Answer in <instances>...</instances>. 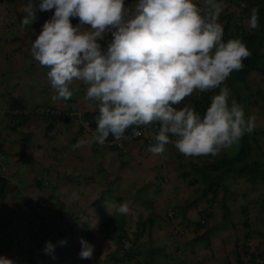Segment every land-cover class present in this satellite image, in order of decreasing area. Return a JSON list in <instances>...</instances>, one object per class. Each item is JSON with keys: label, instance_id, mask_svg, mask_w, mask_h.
<instances>
[{"label": "clouds", "instance_id": "clouds-1", "mask_svg": "<svg viewBox=\"0 0 264 264\" xmlns=\"http://www.w3.org/2000/svg\"><path fill=\"white\" fill-rule=\"evenodd\" d=\"M227 7L225 0H203L202 6L194 0H27L22 28L37 21V11H53L38 35L31 30L30 47L32 59L48 69L52 100L70 99L78 90L71 86L81 82L85 99L98 105L90 141L73 147L103 145L110 134L120 142L129 128V135L139 137L135 128L156 124V143L148 148L154 155L162 156L171 144L185 158L214 157L251 134L256 117H245L225 85L251 56L241 39L224 41L220 19ZM249 13L248 27L256 30L259 8ZM73 19L79 21L75 26ZM216 89L203 114L191 105L178 107L194 93ZM108 207L116 215L130 213L127 202ZM79 243V258L92 259L94 245L83 238ZM66 244L46 241L42 251L55 259L56 247ZM0 264L14 261L0 256Z\"/></svg>", "mask_w": 264, "mask_h": 264}, {"label": "crops", "instance_id": "crops-1", "mask_svg": "<svg viewBox=\"0 0 264 264\" xmlns=\"http://www.w3.org/2000/svg\"><path fill=\"white\" fill-rule=\"evenodd\" d=\"M198 1H200L198 6H202L203 0ZM3 2L4 0H0V7L4 9V12H0V64L2 65L0 67V79L2 78L4 80L5 78L2 76L7 72L5 67L11 64V61L8 59L11 58L12 61L18 59L23 61V57L26 58L24 53L16 51L18 48L14 51V32H23V35L17 36V39L18 43H22V46H24L25 42L28 43L32 40V37H28L29 34H25V32H29L30 30H35V33L37 31L40 32L43 23L51 18L53 11H37L38 19L33 25L23 28L20 26L17 28L13 24V18L18 14H25L22 11L27 0H19L13 10L11 7L12 0L11 3H8L7 8H5L7 3ZM33 2L39 3L37 0H33ZM128 2L131 4L134 1L128 0ZM11 15H13V18L11 22H9L7 16ZM72 22H75L76 25L79 23L78 19H73ZM28 28L30 30H27ZM26 65H23V69L20 70L21 73H19L20 77L17 79L13 77L4 82H0L2 88H4L8 82L9 85L6 90L11 95L10 100H8L10 102L3 96L0 97V183L2 190H4L5 185L7 189L3 197L0 198V207L2 208L3 206V210H1L0 213L6 212L7 203L10 202L8 205H15L17 203V209H19L17 216L19 219L25 216L28 217V214L21 212V206L30 208L35 207L38 209H35L34 212L37 210L40 211L41 209L38 207L40 203H37L38 198L41 199V201L43 199L45 204L48 203L51 206L52 202L50 199L54 196V192L52 193L50 189L57 187V191L60 195V199L57 200V202L61 204V212L66 213L67 210L70 209L67 204L69 199L65 201L64 198L68 196V192H72L69 193V195L72 194V196L68 198H72L76 200V202L71 199L72 203L70 205H74L78 209L80 208L78 215L81 220L85 215L83 210L87 211L90 209V201L86 199L93 197H95L94 200L96 199V196H93L95 189H93L92 186L96 184L97 180H101L99 184L100 186L104 184V187H106L108 191L107 195L111 194V197H115V195L121 196V202H127L129 204L130 213L126 216H117L123 217L130 226L134 222L144 219L151 211L155 216L156 224L155 229L150 231L151 239L159 241L164 235L176 234V220L172 217L170 219L171 224L168 226L163 218V212L165 206L167 207L166 212L169 210L171 211V208L177 205L176 199L178 197L180 200H186L190 197V189L184 188L183 182L179 178V171L188 168L187 163L192 160L191 157L185 158L179 154L173 146L168 147V152H165L162 156L154 155L148 151V148L154 144L144 140L146 137L147 139L153 138V132H145L143 138L137 137L130 140L122 139L121 143L124 148L122 151L114 145L107 144L114 139L106 140L103 145L89 142L87 145L74 148L73 146L81 139L90 141L91 136L95 132L96 128L93 127H96V121L99 115L98 108H95L97 102L85 99L86 86L81 82H74L71 86L73 89H78L76 91V99L71 97L68 100L61 99L53 101L51 97L54 93L46 75L48 69L43 67V69H40L39 67L41 66L38 64V67L34 69V74L30 76L27 72L31 73L30 68L32 67V63H28L30 67ZM10 72H12V70H8V73ZM19 80H22L24 84H20L18 82ZM26 86L27 90L25 89ZM23 91H25V93H23ZM78 94H80V96ZM79 98L81 99L79 100ZM249 110L251 114H253L254 109ZM84 121H86L89 126L86 131L83 130L82 126V122ZM263 125L261 120L257 119V121H255L256 129L261 128ZM144 127H148V125L140 126V128ZM121 156H129L132 163L130 167H134L132 170L128 166L132 173L129 174L130 171H128L125 180H117L116 178L118 177L115 176V173L112 171L115 168L120 170L123 166L124 161L121 160ZM92 157H96V160ZM204 158L208 159L209 157L207 156ZM64 163H66L67 166H65V170L61 172L58 170V167ZM18 169H21L20 173H18ZM137 169L140 170V173ZM16 173L18 174V176L15 177L17 181L13 179ZM57 179H59L58 182ZM142 180L144 181L142 182ZM41 181H43L41 187H33V182L39 185ZM171 185H173V187H171ZM232 186L231 184V187ZM132 188L135 189L132 190ZM170 189H173L174 195L166 194ZM13 191L15 192L14 195H12ZM192 191L193 188H191V192ZM23 195L25 197H23ZM249 196L253 198L256 195L253 194ZM223 198L222 192L218 191L213 203L217 212L215 213L216 217L220 216L222 213L220 205L223 202ZM241 199L244 203H247V199L244 197ZM132 201L135 202L136 205L133 206ZM237 202H239V204L243 203L241 201ZM252 202L256 203H252L251 207L256 208L258 200ZM3 203L6 204L3 205ZM28 204L31 206H28ZM146 204H148L149 207H146ZM181 204L182 203H179V206ZM55 206L58 207L57 205ZM229 207H232L230 212L233 213L230 217L238 222L240 216L237 212V208L239 207L238 204H229ZM174 209L177 214L180 213L179 210L176 208ZM95 210H97V212ZM192 212L193 209L190 208L187 211L188 215ZM247 214L251 218H249L250 227L257 229L259 232L261 230V232L264 233L262 225L257 221L259 217L256 215L254 209L249 210ZM108 215H110L109 212L106 213L104 210L101 211L99 206H95V209L91 210V216L87 217L89 220L87 226L91 229L96 228L97 230L100 221ZM113 216L115 215L113 214ZM52 217L54 216L49 218L51 221L56 218ZM72 217L76 219L77 216L72 215ZM59 221H61L60 218ZM76 222L78 223L79 221ZM50 223L51 222L48 221V225L50 226L49 231L51 232L49 240L52 242L54 239H57V241L63 239V237L57 233V228L53 227ZM80 223L79 225H81ZM17 226L19 227V225ZM63 226L67 227L66 222H64L60 228L63 229ZM76 227H78V224H76ZM67 228L69 230L68 232H70V228ZM84 229L86 232L91 231V229L87 227H84ZM166 229L169 233L165 232ZM173 229H175V231H173ZM219 230L218 234L215 233L211 235L212 245L216 243V245L219 246V252L215 253L214 250L205 248L206 257L201 253V258H199V255H196L195 258L188 259L179 246L182 245L181 242L183 241L181 235L188 234L189 227L183 225L178 227V231L181 235L177 242H173L176 249V260L178 262L182 261L185 264H199L200 260L207 262L212 257L217 256V254H225L223 246L226 251L229 252L232 243L229 238H231L232 232L228 231L223 226H221ZM35 232L36 228H30L31 235L35 234ZM197 232L200 234L202 233L201 230H197ZM261 232L260 235L262 236ZM249 236V239L253 243L258 241L259 236L255 237L253 233H250ZM22 237L19 238L21 239ZM38 238L39 237L36 238L37 241L40 240ZM93 239L102 242L92 241L89 243L94 245L92 259L76 260L77 256L74 255L73 261L65 262L67 264H104L105 260H107L106 254L111 250L109 241L102 238L98 239L96 233ZM145 239V235L140 236L138 239L140 246L145 245V243L143 244ZM28 240L30 241L29 244H27L29 249L34 248L40 250V254H37L35 258L37 264H48L45 260L49 259V255H45L42 251V247L37 243L33 241V243L37 245L35 246L34 244L33 246L31 240ZM71 243L72 251L79 254L81 246L75 242ZM15 244L11 247L13 249L8 247L1 248L0 250L3 252L2 256H7L6 258L11 259L8 255V253L11 254V251H15L16 254L18 253L20 255ZM77 246H79L80 249L77 248V250H75ZM261 248L264 249V244ZM67 249H69L68 246ZM72 251L68 252V254ZM138 251L142 252L141 250ZM69 257L70 256L67 255L66 258ZM140 257L141 255H137L136 259H140ZM49 264L53 263L50 262Z\"/></svg>", "mask_w": 264, "mask_h": 264}, {"label": "trees", "instance_id": "trees-1", "mask_svg": "<svg viewBox=\"0 0 264 264\" xmlns=\"http://www.w3.org/2000/svg\"><path fill=\"white\" fill-rule=\"evenodd\" d=\"M194 2L197 5L200 3L198 0H194ZM225 3L228 7L220 19L224 26V41L227 42L228 39L239 38L251 52V56L243 60V69L233 71L225 81V85L231 90L230 99L236 100L242 106L249 103L248 109H254L252 116L256 117L255 121L259 119L264 124V0H225ZM244 3L248 5V8L240 6ZM254 6L259 8L260 27L256 30H251L247 21L250 14L249 9ZM218 91L216 89L210 93H195L187 98L183 105L178 107L191 105L203 114L209 105V97ZM262 129H264V125L261 129L259 128V132L264 135V130ZM135 130L142 133L139 136L142 138L145 132H153L155 136L157 125L150 124L148 127H138ZM256 131H258V128L254 127L251 134H245L238 144L227 149L228 153L221 151L220 155L218 154L219 156H208V159L204 158L207 156H202V158L201 156L191 157L192 160L187 163L188 168L179 171V178L182 180L183 186L190 189L191 196L189 194V199L191 198L192 200L181 207H177L178 205L174 207L180 211L178 216L172 213L168 215L166 212L163 215L165 223L169 226L171 224L170 219L174 217L176 219L175 225L177 224L179 227L183 224L186 227L193 226L194 229L202 231L199 238L203 242L205 239L209 241L208 235L218 234L221 226L232 232V236L229 238L232 242L229 252L222 245L225 254H217V256L212 257L207 262L200 260L199 264H264V249L261 248L264 244V233L260 230L261 236L257 229L250 227L251 218L247 214L249 210L254 209L259 217L257 221L264 230V142L259 136L257 137ZM132 132L133 128H129L124 135L132 134ZM134 138L137 137L134 136ZM109 139H114V137L110 134L107 140ZM144 140L153 144L156 143L154 137L151 139L146 137ZM170 146L173 145L169 144L167 148ZM236 146H238V149L233 153L234 149L232 148ZM167 148L165 152H168ZM231 184L233 185L232 187ZM191 188H193L192 192ZM241 188L247 191L244 196L247 199V203L239 204L236 201L226 205V196L237 193ZM218 191H221L224 197L220 205L222 213L218 216L219 218L215 215L217 212L213 204ZM197 192L199 193L197 194ZM3 194V192H0V198L3 197ZM253 194L256 196L253 198L249 196ZM192 195L196 197L194 198ZM254 200H258L256 208L251 207L252 203H256L252 202ZM235 203L239 206L237 208V212L240 214L238 222L230 217L233 213L230 212L232 207H229V204ZM191 206H193V212L188 215L187 211ZM155 225V216L151 211L144 219L134 222L131 226L123 217L119 216L101 222L98 226V232L101 234L102 239L111 243L112 251L109 250L106 254L107 258L110 259V264H157L156 256L153 255V251L151 252V245L146 246L148 247L146 248L148 258L136 259L140 246L138 239L141 235H145L146 239L143 244L147 240L150 242V231L155 229ZM250 233H253L255 237L259 236L258 241L253 243L249 239ZM81 238L90 243L93 236L85 232L81 234ZM42 240L44 238L39 240L40 244L38 245L43 249L45 243L42 244ZM55 240L57 239L52 241ZM2 255L3 252L0 253V256ZM67 255L70 256L72 254ZM177 264L185 263L179 261Z\"/></svg>", "mask_w": 264, "mask_h": 264}, {"label": "rangeland", "instance_id": "rangeland-1", "mask_svg": "<svg viewBox=\"0 0 264 264\" xmlns=\"http://www.w3.org/2000/svg\"><path fill=\"white\" fill-rule=\"evenodd\" d=\"M18 1L19 0H12V3H11V0H4V2L7 3L5 8L8 7V3H11V7H12V10H13V8L17 5ZM37 2H40V0H37ZM127 4H130L128 2V0H126V5ZM0 12H4V9H2L1 7H0ZM24 15L25 14H18L16 16H14V18H13V15L7 16V20L9 22H11V20L13 18V24L17 28H19L21 26V23H20L21 19L23 18ZM72 24H73V26L76 25L75 22H72ZM27 30H30V29L28 28ZM38 33H39V31L36 32V34H38ZM25 34H29L28 37H32V40H30L28 43L25 42L24 46H22V43H18V39H17V36L23 35V32L16 33V31H15L13 35L15 36V39H14L15 40L14 41L15 49H14V51L18 48L16 51H18L19 53H24L26 58L23 57V61H20L19 59L15 60V61H12L11 58H9L8 60L11 61V64H9L8 67H5L7 69V72H5L4 75L2 76L5 79L3 80L1 78L0 82H4L7 79H10V78H13V77H15V79H17L18 77H20L19 73H21L20 70L23 69V65L27 64L26 66L30 67V65H28V63H30V62L32 63V67L30 68L31 69V73L27 72L30 76H32L34 74V69L36 67H38L37 62H35L32 59L31 55H30V47H31V44H32L33 40L35 39V36L33 35L31 30L29 32H25ZM104 43L105 42H101L102 46H104ZM1 66L2 65L0 64V67ZM39 68L43 69L42 67H39ZM8 70H12V72L8 73ZM18 82L20 84H24V82L22 80H19ZM8 85L9 84L7 82V84L4 86V88H2V86H0V97L3 96L4 98H6L7 101L10 100V97H11V95L6 90ZM25 89L27 90V86L25 87ZM23 93H25V91H23ZM78 95L80 96V94H78ZM72 97H74L75 99L77 98L76 91H74V94H73ZM81 98H79V100ZM8 102H10V101H8ZM96 107L98 108L97 104L95 105V108ZM243 107H244V110H245V117L247 118L248 116H252L251 111L248 109L249 103H246V105L243 106ZM85 120H87V119H85ZM93 128H96V127L94 126ZM262 130H264V129H262ZM256 132H257V137L259 136L262 139V141L264 142V135H262V133L259 132V129ZM237 147L238 146H236L235 148H232V149H234L232 151L233 153L237 151V149H238ZM166 148H167V145H166ZM222 151L228 153L227 149H224ZM123 155H125V154H123ZM219 155H220V153H219ZM92 158H95V160H96V157H92ZM121 160L124 161V164L120 168V170L117 169V168L112 170L115 173V176L118 177V178H116L117 180L118 179H120V180L124 179L125 180L126 173L128 171H130L129 174H131L132 171L130 169H132V170L134 169L133 166L130 167V165L132 163L130 161L129 156H121ZM65 166H67L66 163L59 165L58 170L63 172V170H65L64 169ZM128 166H129L130 169L128 168ZM20 170L21 169H18V173H20ZM66 170H67V167H66ZM137 170L140 173V170L139 169H137ZM16 176H18L17 173L14 174V178L13 179H15V181H17V179L15 178ZM43 178H45V177H43ZM58 180L59 179H57V182H58ZM115 180H114V182H115ZM100 181L97 180L96 184H94L92 186L93 189H95L93 196H96V199L94 200L95 197L86 199V200L90 201V204H89L90 205V207H89L90 209L87 210V211L83 210L85 215H84V218H82L81 220H80V217L78 215V213L80 211L79 210L80 208L78 209L74 205L73 206L70 205L72 203L71 202L72 198L70 199L68 197L72 196V194L69 195V193H72V192H68V196L64 198L65 201H67L69 199L67 204L69 205L70 209H68L66 213L65 212L64 213L61 212L62 211L61 210L62 208L60 207L61 204H59L57 202V200L60 199L59 198L60 195H59V193L57 191V187L56 188L53 187V188L50 189V191L52 190L51 191L52 193L54 192V196H55V197L52 196V198L50 199V201L52 202L51 206L48 203L45 204L43 199L41 201V199H39V198H38L37 203L38 204L40 203L38 205V207L41 210L40 211H38V210L35 211L36 213L34 212V210L36 209L35 207L30 208V207H26V206H21V208H20L21 212H23L24 214H28V217L25 216L22 219H19L18 216H17V213L19 211V209H17V203L15 205H13V204L12 205H8V204H10V202L7 203L6 212L0 213V249L3 248V247L11 248L12 245H14L16 243L15 247L19 251L20 255L18 253L16 254V252L13 251L15 253L14 254L11 250H10L11 254L8 253L9 257L14 261V264H37V262L35 261V258H36L37 254H40V250L34 249V248L29 249L27 244H29L30 241L28 239L31 240L33 246H34L35 243L40 244L39 241L36 240L37 237H40V240H41V238H44V240L41 241L42 244H44L46 241H48L49 240V236L51 235V232L49 231L50 226L48 225V221H49V222H51L50 224L53 227L57 228V233L60 234L63 237V239H61V240H66L67 244H66V246H63V247L57 246L56 249H55V253H54L55 259H52L49 256V259H46L45 261L48 264L50 262L53 263V264H58V263L59 264H67L66 262H70V261L74 260V255L77 256L76 260L80 259L79 255L75 251H72V249H71L72 248V243L71 242H75L76 244L80 245L79 241L81 239V234H84L86 232L84 227H87L88 229H91V228H89L87 226V223L89 222L87 217L91 216V210L95 209V206H99L101 211L104 210L106 213L107 212L110 213V215H108L107 217L103 218L100 221V223H101L104 220L118 217L115 213H113L109 209V207H108L109 202H115L117 204L122 203L121 202V199H122L121 196H116L115 195V197H111V194L107 195L108 191L106 190V187H104V184L100 186V184H99ZM143 181L144 180H142V182ZM32 185H33V187H41L43 185V181H41L39 183V185H37V184H35V182H33ZM171 187H173V185H171ZM144 188H145V186H144ZM184 188H185V186H184ZM133 189H135V188H132V190ZM6 191H7L6 185L4 187V190H2L1 189V183H0V192L6 193ZM14 193L15 192L13 191L12 195H14ZM198 193L199 192H197V194ZM166 194L167 195L168 194H173L174 195L173 189L168 190L166 192ZM246 194H247V191L241 188V189H239L237 191V193L231 194L230 196H226V198H225L226 205H228V203H230V202H236V201H241V202L244 203V201L241 198L244 197ZM190 196H191V193H190ZM192 196L194 198L196 197L195 195H192ZM23 197H25V196L23 195ZM72 200L76 202V200H74V199H72ZM169 200H173V199H169ZM190 200H192V199L188 198L186 200H180L179 197H178L176 199V204L178 205L177 207H181L182 205L187 204ZM179 203H182V204L179 206ZM4 204H6V203H3V205ZM55 205H57L58 207H56ZM132 205L133 206L136 205L135 202L132 201ZM28 206H31V205L28 204ZM52 206H55V207H52ZM145 206L149 207L148 204H146ZM166 208L167 207L165 206V210L163 212L164 214L166 213ZM190 209H193V206H191ZM1 210H3V206H2V208L0 207V211ZM95 211L97 212V210H95ZM171 213L173 215L177 214L175 212L174 208H171V211L169 210L167 212L168 215H170ZM71 214L77 216L76 219H74ZM113 214L115 216H113ZM178 215H179V213L177 214V216ZM51 216H54L52 218H55V217L56 218L53 219V221H51L49 219ZM110 216H112V217H110ZM59 218L61 219V221H59ZM174 220H176V219L174 218ZM76 221H79V222L77 223ZM64 222H66L67 227L70 228V232H68L69 230L65 226H63V229L60 228V227H62ZM79 223L81 225H79ZM76 224H78V227H76ZM17 225H19V227ZM183 226H184V224H183ZM175 227H176L175 229H177L176 234H172V235H168L167 234V236L164 235L162 238H160L159 241L151 239L150 242L147 240V242L145 243V245H147V246L151 245V252L153 251V255L156 256L155 260H156L157 264H177V262H178L176 260V258H177L176 249H175V246H174L173 242H175V241L177 242V240H178V238L180 237L181 234L178 231L179 225L176 224ZM187 227H189V232L186 235L185 234L181 235V238H182L183 241L181 242L182 245H180L179 247H180L181 251L186 254L188 259H192L193 257L195 258L196 255H199V258H201V253L203 255H205V257H206V249H212V250L215 251V253L219 252V246L216 245V243L214 245H212L213 244L212 243V237H211L212 234L208 235L209 236L208 239H209L210 242L207 239H205L204 242H203L199 238L200 233H198L197 230L194 229L193 226H187ZM30 228H36L35 234L31 235ZM175 229H173V231H175ZM95 230H96V228L91 229V231H88V233L92 234V236H94V237H95V233H96L98 239H101L102 236L98 233V231H97L98 228H97L96 232H95ZM165 232L169 233V231L167 229L165 230ZM22 236H24V237H22ZM19 237H22L21 238L22 240ZM172 237H174V238H172ZM96 239L94 240L92 238L90 243L92 241L102 242V241H98ZM33 241L35 243H33ZM52 242H54L53 244H56L58 241L55 240V241H52ZM202 242H203V247H202ZM109 244H111V243L109 242ZM145 245L144 246L142 245V246H140L138 248V250L142 251V252L138 251L139 254L137 253V255H141V257H140L141 259H142V257L143 258H148V256L146 255V248H148V247H146ZM35 246H37V245L35 244ZM67 246H68L69 249H67ZM100 247H101V245H100ZM77 248L80 249L79 246H77L75 250H77ZM152 248H153V250H152ZM11 249H13V248H11ZM70 251H72L71 254L73 256L70 255L69 258H66L68 252H70ZM0 253H1V251H0ZM109 256H111V255H109ZM169 257H171V258H169ZM202 257H204V256H202ZM106 259L107 260H105V263L106 264H110V259L109 258H106ZM132 262H133V260H132Z\"/></svg>", "mask_w": 264, "mask_h": 264}, {"label": "built area", "instance_id": "built-area-1", "mask_svg": "<svg viewBox=\"0 0 264 264\" xmlns=\"http://www.w3.org/2000/svg\"><path fill=\"white\" fill-rule=\"evenodd\" d=\"M82 126H83V130L84 131L88 130V128H89V126H88L86 121L82 122ZM126 137L130 138V137H134V136L133 135H126ZM107 144H112L116 148L120 149L121 151L124 149L121 141L120 142H116L115 140H112V141H109Z\"/></svg>", "mask_w": 264, "mask_h": 264}]
</instances>
